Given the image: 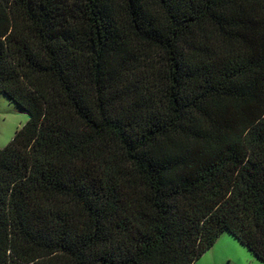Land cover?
<instances>
[{
	"label": "trees",
	"instance_id": "1",
	"mask_svg": "<svg viewBox=\"0 0 264 264\" xmlns=\"http://www.w3.org/2000/svg\"><path fill=\"white\" fill-rule=\"evenodd\" d=\"M0 264H264V0H0Z\"/></svg>",
	"mask_w": 264,
	"mask_h": 264
},
{
	"label": "rangeland",
	"instance_id": "2",
	"mask_svg": "<svg viewBox=\"0 0 264 264\" xmlns=\"http://www.w3.org/2000/svg\"><path fill=\"white\" fill-rule=\"evenodd\" d=\"M29 116L5 94L0 95V149L6 147ZM193 264H263L228 232Z\"/></svg>",
	"mask_w": 264,
	"mask_h": 264
}]
</instances>
